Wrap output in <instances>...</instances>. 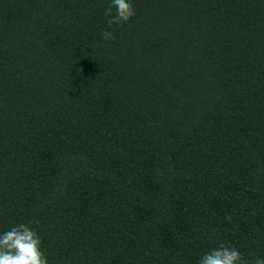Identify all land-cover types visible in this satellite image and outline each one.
Segmentation results:
<instances>
[{
  "label": "trees",
  "instance_id": "1",
  "mask_svg": "<svg viewBox=\"0 0 264 264\" xmlns=\"http://www.w3.org/2000/svg\"><path fill=\"white\" fill-rule=\"evenodd\" d=\"M130 2L109 27L110 0H0V233L38 220L49 264H254L264 0Z\"/></svg>",
  "mask_w": 264,
  "mask_h": 264
},
{
  "label": "clouds",
  "instance_id": "2",
  "mask_svg": "<svg viewBox=\"0 0 264 264\" xmlns=\"http://www.w3.org/2000/svg\"><path fill=\"white\" fill-rule=\"evenodd\" d=\"M104 15L109 27L120 26L135 16V9L130 0H110ZM101 36L106 40L115 38L110 31H103ZM33 224L38 225L39 221L20 223L0 233V264H49ZM198 264H249V261L235 246L221 242L204 254ZM254 264H264V258L255 259Z\"/></svg>",
  "mask_w": 264,
  "mask_h": 264
}]
</instances>
